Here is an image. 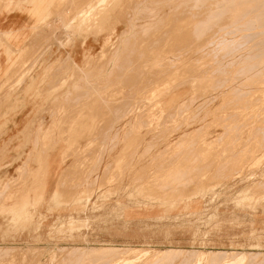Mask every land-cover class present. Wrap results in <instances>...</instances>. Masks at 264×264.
Returning <instances> with one entry per match:
<instances>
[{
    "label": "rangeland",
    "instance_id": "1",
    "mask_svg": "<svg viewBox=\"0 0 264 264\" xmlns=\"http://www.w3.org/2000/svg\"><path fill=\"white\" fill-rule=\"evenodd\" d=\"M231 1L60 0L34 29L16 70L50 80L0 84V153L28 150L0 156V264H264V0Z\"/></svg>",
    "mask_w": 264,
    "mask_h": 264
},
{
    "label": "crops",
    "instance_id": "2",
    "mask_svg": "<svg viewBox=\"0 0 264 264\" xmlns=\"http://www.w3.org/2000/svg\"><path fill=\"white\" fill-rule=\"evenodd\" d=\"M59 1L60 0H0V84L6 80L7 77H20L22 74H19V71L16 70L18 65L20 64V61H17L19 58L18 55H21V51L24 50L26 45L28 43H33L31 41L33 31L37 27L42 26L44 20H50L53 15L58 16L59 18H63L61 13H60V8H59ZM70 22L67 23L66 28L69 29ZM83 27L78 26L76 29H74L72 32L73 34L69 39L72 42L71 49L72 51H77V47L79 45V40L80 38H83V41L80 42L81 47H84L87 45V38L86 37V31L83 32ZM116 34V30H113L110 34H108L102 41L101 46L102 48L106 47V45L109 44L111 41L112 36ZM102 36V35H99ZM9 47V48H8ZM10 49V50H9ZM14 53V54H10ZM76 53V52H75ZM23 55V54H22ZM17 56V57H16ZM73 62V58H70ZM90 61L88 62H83L82 66L76 64L78 66H81L82 68H85L89 64ZM12 68V69H11ZM44 70L43 77L38 79L34 76L30 77V73L27 75V78L19 84V86H11L10 90L12 92H16L17 88L20 87L22 90L20 91L18 88V91L20 92H28L31 91L32 89L39 91L40 83L45 84L48 83L50 78L47 76L50 74V70L52 69V66H45L42 68ZM45 78L46 81H45ZM29 79V80H28ZM40 80L39 82L37 81ZM27 80L29 83H27ZM65 82V80L63 81ZM39 83V84H38ZM26 84V87H25ZM21 85V86H20ZM16 93H20V92ZM22 99V97H20ZM24 108H26L24 106ZM17 115L14 119H12V122L18 123L19 125L22 123ZM32 124V123H31ZM23 128L19 130L23 131L24 134L27 133L26 135L30 134L26 132L30 127L28 126L27 120H25L23 124ZM30 125V124H29ZM28 128V129H26ZM12 132H17L15 129H11ZM30 130H32L30 128ZM31 139L30 137H28ZM2 151V149H0ZM28 150H24V152L20 151V153H0L1 155H12L17 157V155H22L26 156ZM6 152V150H5ZM40 148H35L33 149L32 152L28 153L30 160H33L34 162V168L38 167V164L36 162V157L40 155L41 153ZM33 157V159H32ZM29 160V159H28ZM23 163V160H19L18 164ZM29 161L26 163L24 162L23 166L20 168H25L27 167V164ZM29 168V167H27ZM34 168H29V169H34ZM3 173V172H0ZM26 178V177H25ZM49 180L48 182H50ZM8 191L1 193V198L3 200V203H6L5 197L7 195ZM7 205V204H6Z\"/></svg>",
    "mask_w": 264,
    "mask_h": 264
},
{
    "label": "bare ground",
    "instance_id": "3",
    "mask_svg": "<svg viewBox=\"0 0 264 264\" xmlns=\"http://www.w3.org/2000/svg\"><path fill=\"white\" fill-rule=\"evenodd\" d=\"M163 1H165V0H163ZM166 1H167V0H166ZM197 1H198V0H196V3H198ZM200 1L203 2V0H200ZM208 1H210V0H208ZM212 1L214 2V1H216V0H212ZM227 1H228V0H227ZM229 1H231V0H229ZM88 2H89V0H88ZM92 2H93V0H92ZM206 2H207V1H206ZM206 2H205V3H206ZM217 2H218V1H217ZM224 2H225V1H224ZM238 2H239V1H238ZM238 2H237V3H238ZM90 3H91V2H90ZM193 3H194V2H193ZM231 3H233V2L231 1L230 4H231ZM245 3H246V2H245ZM245 3H242V4L244 5ZM247 3H248V2H247ZM87 4H88V3H86V5H85V9H83V10L85 11V14H86V9H88V8L90 9V7H95L94 2H93V4H88V5H87ZM174 4H175V3H174ZM188 4H189V3H188ZM214 4H215V3H214ZM224 4H225V3H224ZM227 4H229V3H227ZM230 4H229V5H230ZM240 4H241V3H240ZM262 4H263V0H262ZM93 5H94V6H93ZM154 5H155V3H154ZM180 5H181V4H180ZM184 5H185V4H184ZM184 5L182 6V8H184ZM186 5H187V4H186ZM190 5L192 6V4H190ZM190 5H189L188 7H190ZM199 5H200V3H199ZM202 5H203V4H202ZM204 5H205V4H204ZM207 5H208V4H207ZM229 5H227V6H229ZM245 5H246V4H245ZM253 5H254V3H253ZM259 5H260V4H257L258 9L260 8ZM205 6H206V5H205ZM233 6H234V4H233L232 6H229V7L231 8V7H233ZM186 7H187V6H186ZM194 7H195V6H194ZM194 7H193V8H194ZM210 7H211V6H210ZM214 7H217V6L214 5ZM220 7H221V6H220ZM236 7H237V5H236ZM239 7H240V5H239ZM257 7H255V8H257ZM191 8H192V7H191ZM206 8H207V7H206ZM217 8H219V7H217ZM217 8H216V9H217ZM253 8H254V7H253ZM98 9H99V7H97V10H98ZM176 9H178V8H176ZM187 9H189V8H187ZM196 9H197V5H196ZM222 9H223V7H222ZM222 9H221V12L223 11V13H224L225 10H222ZM228 9H229V8H228ZM234 9H235V8H234ZM244 9H245V7H244ZM249 9H251V7H250ZM258 9H257V10H258ZM260 9H261V8H260ZM263 9H264V7H263ZM100 10H102V9H100ZM190 10H191V9H190ZM206 10H207V9H206ZM208 10H209V8H208ZM213 10H214V9H213ZM219 10H220V8H219ZM226 10H227V9H226ZM238 10H239V9H238ZM174 11H175V9H174ZM199 11H200V10H199ZM216 11H217V12H216ZM216 11H215V12L218 13V10H216ZM233 11H234V10H233ZM245 11H246V10H245ZM245 11H244V12H245ZM252 11H253V10H252ZM188 12H189V11H188ZM191 12H192V11H191ZM262 12H263V11H262ZM216 13H215V14H216ZM219 13H220V12H219ZM223 13H222V14H223ZM229 13H230V12H229ZM247 13H250V12H246V14H247ZM260 13H261V12H260ZM187 14H188V13H187ZM190 14H191V13H190ZM200 14H202V13H200ZM220 14H221V13H220ZM227 14H228V11H227ZM97 15H98V14H97ZM185 15H186V14H185ZM188 15H189V14H188ZM191 15H192V14H191ZM193 15H194V14H193ZM197 15H198V14H197ZM228 15H229V14H228ZM232 15H233V14H232ZM258 15H259V13H258ZM263 15H264V14H263ZM263 15H261V16H262L261 19L264 18ZM93 16H94V14H92V15L89 17V19H90L91 17H93ZM95 16H96V15H95ZM209 16H210V19H211V15H209ZM215 16H216V15H215ZM219 16H220V15H218V17H219ZM243 16H244V14H243ZM245 16H246V15H245ZM249 16H250V15H249ZM220 17H221V16H220ZM234 17H235V16H234ZM256 17H257V15H256ZM213 18H214V16H213ZM243 18H244V17H243ZM191 19H192V18H191ZM215 19H216V18H215ZM236 19H237V18H236ZM241 19H242V18H241ZM241 19H240V20H241ZM87 20H88V19H87ZM106 20H107V19H106ZM106 20H105V22H106ZM208 20H209V19H208ZM219 20H221V19L219 18ZM219 20H218V21H219ZM238 20H239V17H238ZM252 20H253V19H252ZM257 21H258V20H257ZM259 21H260V20H259ZM263 21H264V19H263ZM263 21H262V22H263ZM105 22H104L102 25H106ZM214 22H216V20H215ZM255 22H256V20H255ZM157 23H158V22H157ZM260 23H261V21H260ZM74 24H75V26H77V24H78V19H76V22H75ZM196 24H197V23H196ZM203 24H204V23H203ZM214 24H215V23H214ZM216 24H219V22H218V23L216 22ZM216 24H215V25H216ZM252 24H253V23H252ZM255 24H256V23H255ZM257 24H258V23H257ZM184 25H185V24H184ZM200 25H202V24H199V26H200ZM211 25H212V23H211ZM253 25H254V24H253ZM263 25H264V23H263ZM73 26H74V25H73ZM156 26H157V25H156ZM165 26H166V25H165ZM244 26H245V25H244ZM248 26H249V25H248ZM196 27H198V24H197ZM203 27H204V26H203ZM205 27H206V26H205ZM213 27H214V25H213ZM256 27H257V26H256ZM135 28H136V27H135ZM182 28H183V27H182ZM194 28H195V27H194ZM198 28H199V27H198ZM227 28H228V27H227ZM253 28H254V27H253ZM261 28H262V27H260V29H261ZM263 28H264V27H263ZM188 29H189V28H188ZM199 29H200V28H199ZM204 29H205V28H204ZM235 29H236V28H235ZM104 30H105V29H104ZM184 30H185V29H184ZM196 30H198V29L196 28ZM201 30H202V29H201ZM247 30H248V29H247ZM247 30H246V31H247ZM181 31H182V29H181ZM188 31H189V30H188ZM209 31H210V30H209ZM233 31H236V30H233ZM95 32H96V34H97V33H98V30L95 29ZM143 32H144V30H143ZM147 32H148V31H147ZM195 32H197V31H195ZM204 32H205V31H204ZM204 32H203V33H204ZM237 32H238V31H237ZM237 32H236V34H237ZM134 33H135V32H134ZM200 33H201V32L199 31L197 34H198V35H201ZM220 33H221V32H220ZM149 34H150V33H149ZM194 34H195V33H194ZM257 34H258V33H257ZM124 35H125V34H124ZM143 35H144V34H143ZM191 35H192V34H191ZM214 35H215V34H214ZM249 35H250V34H248V35H244V36H246V38H247ZM253 35H254V34H252V38H253ZM259 35H260V33H259ZM259 35H258V37H260ZM263 35H264V34H263ZM196 36H197V35H196ZM256 37H257V36L255 35V38H256ZM261 37H262V36H261ZM223 39H224V38H223ZM241 39H242V38H241ZM247 39H251V37H250V38H247ZM253 41H254V40H253ZM221 42H222V41H221ZM227 42H228V41H227ZM232 42H233V41H232ZM251 42H252V40H251ZM261 42H262V41H261ZM263 42H264V41H263ZM212 43H213V42H212ZM229 43H230V42H229ZM259 43H260V41H259ZM259 43H257V45H259ZM226 44H227V43H226ZM220 45H221V44H220ZM230 45H231V43H230ZM253 45H254V44H253ZM243 46H244V45H242V47H243ZM259 46H260V45H259ZM229 47H230V46H229ZM239 47H240V46H239ZM223 48H224V47H223ZM223 48H222V51L224 50ZM225 48H227V47H225ZM233 48H234V47H233ZM251 48H252V47H251ZM215 49H216V46H215ZM144 50H145V49H144ZM220 50H221V49H220ZM226 50H227V49H226ZM226 50H225V51H226ZM254 50H256V49H254ZM215 51H216V50H215ZM145 52H146V51H145ZM189 52H190V51H189ZM220 52H221V51H220ZM230 52H231V51H230ZM243 52H244V51H243ZM258 52H259V51H258ZM254 53H255V52H254ZM259 53H261V51H260ZM217 54H218V53H217ZM245 54H246V53H245ZM257 54H258V53H257ZM218 55H219V54H218ZM261 55H262V54H261ZM226 56H227V55H226ZM258 56H259V55H258ZM258 56H257V57H258ZM178 57H179V56H178ZM214 57H215V56H214ZM224 57H225V56H224ZM224 57H223V58H224ZM246 57H249V56H246ZM215 58H216V57H215ZM224 59H225V58H224ZM245 59H246V58H245ZM245 59H244V60H245ZM248 59H249V58H248ZM257 59H258V58H257ZM253 60H254V58H253ZM234 61H235V60H234ZM258 62H259V61H258ZM263 62H264V61H263ZM244 63H245V62H244ZM33 64H34V63H33ZM216 64H217V63H216ZM230 64H231V62H230ZM183 65H184V64H183ZM219 65L221 66V64H219ZM260 65H262V64H260ZM248 66H249V65H248ZM248 66H247V67H248ZM252 66H253V64L251 65V67H252ZM255 66H257V65H254V67H255ZM258 66H259V65H258ZM22 67H23V65H22ZM33 67H34V66H33ZM33 67H32V68H33ZM243 67H244V66H243ZM245 67H246V66H245ZM245 67H244V68H245ZM218 68H219V67H218ZM11 69H12V68H11ZM89 69H90V68H89ZM177 69H178V68H177ZM216 69H217V68H216ZM250 69H252V68H250ZM253 69L256 70V67L253 68ZM218 70H219V69H218ZM30 71H31V69L28 70V71H26V72H24V75L20 76V78L18 79V80H19V83H22V82L27 78V75L30 73ZM170 71H171V70H170ZM247 71H249V69H247L245 72H247ZM250 71H251V70H250ZM191 73H194V72H191ZM236 73H238V72H236ZM19 74H20V73H19ZM175 74H178V73H175ZM185 75H186V74H185ZM234 77H235V76H234ZM256 77H257V76H256ZM196 79H197V78H196ZM236 79H237V78H236ZM7 80H8V79H7ZM120 80H121V79H120ZM251 81H252V80H251ZM17 82H18V81H17ZM90 82H91V81H90ZM2 84H3V83H2ZM220 88H221V85H220ZM233 95H234V94H233ZM92 97H93V96H92ZM228 104H229V103H228ZM69 112H70V111H69ZM58 114H59V113H58ZM66 114H68L67 111H66ZM66 114H65V115H66ZM59 116H60V115H59ZM59 116H58V117H59ZM61 116H62V115H61ZM195 116H196V115H195ZM61 118H62V117H61ZM72 118H73V117H72ZM58 122H59V118H58ZM62 123H63V122H62ZM62 123H61V124H62ZM57 125H59V124H57ZM55 126H56V125H55ZM59 127H60V126H59ZM57 128H58V126H57ZM59 129H60V128H59ZM262 130H263V129H262ZM47 131H48V130H47ZM51 131H52V130H51ZM55 131H56V130H55ZM63 131H65V130H63ZM45 133H46V132H45ZM45 133H44V134H45ZM50 133H51V132H50ZM52 133H53V131H52ZM58 133H59V132H58ZM263 133H264V132H263ZM56 134H57V133H56ZM56 134H55V135H56ZM46 137H47V136H46ZM194 137H195V136H194ZM51 140H52V139H51ZM192 140H193V139H192ZM43 141H44V138H43ZM55 142H56V141H55ZM37 144H39V143L37 142ZM44 144H45V142H44ZM177 144H179V142H178ZM46 145H48V144H46ZM46 145H45V146H46ZM52 145H53V144H52ZM52 145H51V146H52ZM175 145H176V144H175ZM183 145H184V144H183ZM218 145H219V144H218ZM181 146H182V145H181ZM34 147H35V146H34ZM37 147H38V146H37ZM74 147H76V145H74ZM74 147H73V148H74ZM41 148H42V147H41ZM50 148H51V147H50ZM178 148H179V147H178ZM69 149H72V148H69ZM190 149H191V148H190ZM42 150H43V149H42ZM148 150H149V149H148ZM186 150H187V148H186ZM183 152H184V151H183ZM185 152H186V151H185ZM181 153H182V152H181ZM183 155H184V154H183ZM185 156H186V155H185ZM180 158H181V157H180ZM63 159H65V158H63ZM189 159H190V158H189ZM179 160H180V159H179ZM47 161H48V160H47ZM191 161H192V160H191ZM49 164H50V163H49ZM49 164H48V165H49ZM96 164H97V163H96ZM187 165H188V164H187ZM42 168H43V167H42ZM173 168H174V167H173ZM24 170H25V168H24L22 171H23L24 173H26ZM185 170H187V169L185 168ZM43 171H44V170H43ZM45 171H46V170H45ZM171 171H172V170H171ZM41 172H42V171H41ZM41 172H40V173H41ZM70 172H71V171H70ZM191 172H192V171H191ZM24 173H23V174H24ZM42 173H43V172H42ZM191 175H192V173H191ZM37 176H38V173H37ZM34 177H35V176H34ZM38 177H39V176H38ZM44 177H45V176H44ZM44 177L42 176V178H44ZM62 177H63V176H62ZM171 180H172V179H171ZM180 180H181V178H180ZM183 180H184V179H183ZM183 180H182V181H183ZM34 182H36V181H34ZM34 182H33V183H34ZM30 183H31V182H30ZM57 183H58V182H57ZM59 183H60V185H59V186H60L59 189H56V188H55V190H54L53 193H52V200L56 197L55 202H57V203L60 202V200H64V199L62 198V196L64 197V195H63L64 191H63V189H62V188H63V187H62V186H63V181H60ZM29 185H30V184H29ZM35 185H36V184H35ZM44 185H45L44 182L38 184V185L36 186V188L34 189V193H35L36 195H38V194L42 191V188L44 187ZM57 185H58V184H57ZM57 185H56V187H58ZM167 185H168V184H167ZM186 185H187V184H186ZM31 187H32V186H31ZM28 188H30V187H28ZM165 188H166V187H165ZM168 188H169V187H168ZM205 188H206V187H205ZM66 190H67V189H66ZM172 190H173V189H172ZM242 190H243V189H242ZM28 193H29V192H28ZM69 193H70V192H69ZM252 193H253V192H252ZM67 194H68V193H67ZM138 194H139V193H138ZM26 195H27V193H26ZM155 195H156V194H155ZM238 195H239V194H238ZM254 195H255V194H254ZM0 196H1V194H0ZM73 196H74V195H73ZM76 196H77V194H76ZM186 196H187V195H186ZM246 196H249V195L246 194ZM77 197H78V196H77ZM86 197H88V198L91 197V194H88V195L86 194ZM174 197H175V195H174ZM188 197H189V196H188ZM26 198H27V197H26ZM72 198H73V197H72V195H71V200H70V201H72L73 199H74V200L77 199V198H73V199H72ZM147 198H148V196H147ZM155 198H156V197H155ZM164 198H165V197H164ZM181 198H182V197H181ZM181 198H180V199H181ZM165 199H166V198H165ZM167 199H169V198H167ZM25 200H26V199H25ZM25 200H24V201H25ZM68 200H69V199H68ZM66 201H67V200H66ZM70 201H69V202H70ZM229 201H230V199H229ZM67 202H68V201H67ZM67 202H66V203H67ZM178 203H179V200H178ZM27 204H28V203H27ZM64 204H65V203H64ZM68 204H69V203H68ZM55 205H56V204H55ZM65 205H66V204H65ZM242 205H243V204H242ZM244 206H245V205H244ZM255 206H256V205H255ZM65 207H66V206H65ZM79 207H80V210H84V209H85V206H83V207H82V206H79ZM184 211H185V210H184ZM253 211H254V210H253ZM166 215H167V214H166ZM74 229H75V228H74ZM109 248H110V247H109ZM111 248H112V247H111ZM102 249H103V248H102ZM102 249H101V250H102ZM105 249H106V248H105ZM112 249H113V248H112ZM0 250H1L2 253H3V250H2V249H0ZM12 250H13V249H12ZM81 250H82V249H81ZM86 250H87V249H86ZM110 250H111V249H110ZM169 250H170V249H169ZM1 251H0V252H1ZM102 251H103V250H102ZM112 251H114V250H112ZM166 251H168V250H166ZM171 251H172V250H171ZM109 252H110V251H109ZM104 253H105V252H104ZM157 253H159V252H157ZM218 253H219V252H218ZM223 253H224V252H223ZM223 253H222V254H223ZM208 254H210V252H209ZM220 254H221V252H220ZM233 254H234V253H233ZM250 254H251V253H250ZM258 254H259V253H258ZM261 254H262V253H261ZM216 255H217V254H216ZM218 255H219V254H218ZM229 255H230V254H229ZM236 255H237V254H236ZM238 255H239V254H238ZM262 255H264V254H262ZM69 256H70V255L68 254V257H69ZM161 256H162V255H161ZM224 256H225V255H224ZM230 256H231V260H232V257H233L232 254H231ZM250 256H251V255H250ZM255 256H256V255H255ZM259 256H260V254H259ZM102 257H104V255H103ZM216 257L218 258V256H216ZM251 257H252V256H251ZM69 258H70V257H69ZM220 258H221V257H220ZM220 258H219V259H220ZM225 258H226V257H225ZM253 258H254V257H252L251 259H253ZM255 258H257V256H256ZM261 258H262V257H261ZM149 259H150V258H149ZM156 259H157V258H156ZM233 259H234V258H233ZM246 259H247V258H246ZM214 260H215V256H214ZM216 260H217V259H216ZM220 260H221V259H220ZM154 261H155V260H154ZM161 261H162V259H161ZM165 261H166V260H165ZM162 262H164V261H162ZM244 263H245V262H244ZM244 263H243V264H244ZM212 264H213V263H212Z\"/></svg>",
    "mask_w": 264,
    "mask_h": 264
}]
</instances>
